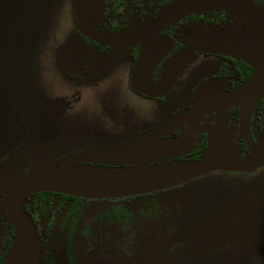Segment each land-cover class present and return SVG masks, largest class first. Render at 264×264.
Instances as JSON below:
<instances>
[{
	"label": "flooded vegetation",
	"instance_id": "1",
	"mask_svg": "<svg viewBox=\"0 0 264 264\" xmlns=\"http://www.w3.org/2000/svg\"><path fill=\"white\" fill-rule=\"evenodd\" d=\"M182 1L97 0L90 18L99 32L133 36ZM248 1L264 11V0ZM73 12L72 37L61 67L64 79L111 99L109 106L115 112L106 116L121 137L113 148L134 143L138 148L145 141L138 152L144 164L170 158L195 162L214 146L213 138L199 129L212 127L227 139L225 157L242 163L250 159L239 107L200 115L193 127L184 121L199 95H206V100L222 98L253 74L254 63L248 57L261 50V31L247 16L232 9L202 11L173 22L144 43L109 47L78 30L75 0ZM258 106L248 127L254 144L264 138V115ZM262 156L256 172L230 174L257 173L264 164ZM14 160L25 166L20 178L10 184L0 177V264L14 237L2 200L20 180L38 170L18 158L17 148L0 155V175ZM128 164L130 161L114 165L125 169ZM213 173L174 188L123 198L87 199L38 192L22 201L21 210L37 234L40 264H135L142 250L151 264H162L169 240L180 233V227L204 231L200 213L212 208L207 205L212 195L218 196L214 189L204 187H215L207 178ZM189 185L197 187L184 193ZM254 257V264L264 262L262 255ZM193 259L196 262L192 264H204L202 258Z\"/></svg>",
	"mask_w": 264,
	"mask_h": 264
},
{
	"label": "rangeland",
	"instance_id": "2",
	"mask_svg": "<svg viewBox=\"0 0 264 264\" xmlns=\"http://www.w3.org/2000/svg\"><path fill=\"white\" fill-rule=\"evenodd\" d=\"M73 2L0 0V155L18 148V158L30 169L85 151L111 149L121 138L106 116L115 112L109 106L111 99L103 92L64 79L61 67L74 27ZM181 163L170 158L153 164L130 162L125 169H118L112 163L101 166L81 162L70 168L107 172ZM24 166L14 160L1 173L2 182L10 184L17 176L19 179ZM221 173L207 177L218 194L207 205L218 209L209 207L200 213L205 234L210 238L217 235L226 223L222 208L230 201V190L241 189L249 191L244 202L245 218L264 239V164L255 174ZM196 187L189 185L184 193ZM141 253L135 264H151L147 254L143 250Z\"/></svg>",
	"mask_w": 264,
	"mask_h": 264
},
{
	"label": "water",
	"instance_id": "3",
	"mask_svg": "<svg viewBox=\"0 0 264 264\" xmlns=\"http://www.w3.org/2000/svg\"><path fill=\"white\" fill-rule=\"evenodd\" d=\"M96 2L97 0H75L77 28L90 39L109 47H127L144 43L146 39L183 17L215 9H232L247 16L260 29L261 50L248 57L254 63V72L249 79L239 89L219 99L206 100L204 99L206 95H199L189 115L184 119L189 127H193L200 115L239 107L241 132L250 159L242 163L225 157L226 137H222L215 128L203 127L199 131L208 133L214 140V146L202 159L195 162L107 172L79 171L70 168L71 165L81 162L112 164L140 162L138 152L140 146L145 143L142 141L138 148L134 143L118 148L90 150L58 163L42 166L20 180L2 200L14 231L13 243L3 264H40L37 234L21 210L22 201L31 194L54 192L87 199L131 197L174 188L213 172L254 173L261 165L264 138L259 144H254L248 127L251 114L264 99L263 10L256 8L248 0H183L168 9L157 22L143 26L136 35L117 36L96 29L90 18L91 9ZM162 132L163 130L150 134L147 140Z\"/></svg>",
	"mask_w": 264,
	"mask_h": 264
},
{
	"label": "trees",
	"instance_id": "4",
	"mask_svg": "<svg viewBox=\"0 0 264 264\" xmlns=\"http://www.w3.org/2000/svg\"><path fill=\"white\" fill-rule=\"evenodd\" d=\"M259 111L264 115V99L258 106ZM204 187L215 189L211 186ZM248 192L241 189L230 190V201L226 208H222L226 223L214 239L204 231L180 227V233L177 232L169 240L167 255L162 264H192L196 262L193 257L202 258L204 264H254L256 254L264 257V239H261L263 236L245 218L244 202ZM212 209L215 211L218 208Z\"/></svg>",
	"mask_w": 264,
	"mask_h": 264
}]
</instances>
